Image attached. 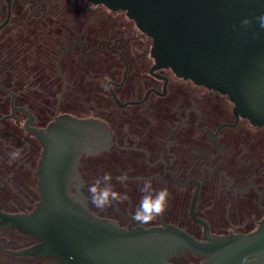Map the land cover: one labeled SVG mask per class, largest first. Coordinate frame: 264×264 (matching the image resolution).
<instances>
[{
	"label": "flooded vegetation",
	"instance_id": "1",
	"mask_svg": "<svg viewBox=\"0 0 264 264\" xmlns=\"http://www.w3.org/2000/svg\"><path fill=\"white\" fill-rule=\"evenodd\" d=\"M152 46V37L125 10L102 3L0 0L1 212L28 213L40 200L43 145L30 127L47 131L58 116L71 115L101 119L111 131L108 149L80 157V179L69 189L95 214L125 227L175 224L203 238V230L188 229V224L204 229L191 215L198 191L194 213L211 232H249L259 226L264 125L238 116L227 94L157 66ZM12 82L39 84L40 90L22 91ZM15 149L21 156L10 163ZM105 172L129 200L98 209L88 186ZM122 173L129 177L126 186L115 180ZM145 180L156 190L167 188L170 197L161 216L139 224L132 216ZM40 241L0 225V264H61L54 256L13 252ZM190 256L173 261L191 264L181 261Z\"/></svg>",
	"mask_w": 264,
	"mask_h": 264
},
{
	"label": "water",
	"instance_id": "2",
	"mask_svg": "<svg viewBox=\"0 0 264 264\" xmlns=\"http://www.w3.org/2000/svg\"><path fill=\"white\" fill-rule=\"evenodd\" d=\"M91 1L125 10L152 37L157 66L227 94L238 116L264 125V29L255 20L264 14V0ZM30 130L43 145L40 200L28 213L0 211V225L41 241L14 253L54 256L61 264H176L173 258L185 254L201 257L199 264H264V217L249 232H211L194 213L198 191L191 215L204 226L203 238L175 224L121 226L71 194L80 157L111 146L105 121L60 115L47 131Z\"/></svg>",
	"mask_w": 264,
	"mask_h": 264
},
{
	"label": "clouds",
	"instance_id": "3",
	"mask_svg": "<svg viewBox=\"0 0 264 264\" xmlns=\"http://www.w3.org/2000/svg\"><path fill=\"white\" fill-rule=\"evenodd\" d=\"M259 27L264 29V14L255 17ZM251 20L245 18L241 21L243 27L250 25ZM108 77H104V80H108ZM105 90L107 86L104 85ZM21 156V150L15 149L9 153V162L19 159ZM128 174L122 173L115 177V180L126 186L128 180ZM113 176L110 172H105L102 176L97 177L92 184L88 186V193L91 199V203L98 209H105L110 207L113 202L123 203L129 200L128 194L121 193L115 190L112 183ZM142 193L139 205L134 212L132 218L139 224H147L155 218L161 216L166 208L170 193L167 188H161L156 190L152 186L150 180H145L143 186L140 189Z\"/></svg>",
	"mask_w": 264,
	"mask_h": 264
},
{
	"label": "rangeland",
	"instance_id": "4",
	"mask_svg": "<svg viewBox=\"0 0 264 264\" xmlns=\"http://www.w3.org/2000/svg\"><path fill=\"white\" fill-rule=\"evenodd\" d=\"M188 229L190 231L198 233V234L202 233V230H203L200 227H193L191 224H188ZM214 229H216V230H227L228 228H218V227H216ZM236 229L237 230H240V229L241 230H250V229H247V228H239V227H236ZM177 260H180V259H177ZM181 261L182 262L189 261L191 264H199L200 263V261L198 262V258L193 257V256H190V257H187V258H183V259H181Z\"/></svg>",
	"mask_w": 264,
	"mask_h": 264
},
{
	"label": "trees",
	"instance_id": "5",
	"mask_svg": "<svg viewBox=\"0 0 264 264\" xmlns=\"http://www.w3.org/2000/svg\"><path fill=\"white\" fill-rule=\"evenodd\" d=\"M12 77H16V76L13 74ZM11 86L13 88H17V89L22 90V91H38V90H40V85L39 84H35V83L25 84V83L12 82ZM193 257L197 258L199 256L193 255Z\"/></svg>",
	"mask_w": 264,
	"mask_h": 264
}]
</instances>
